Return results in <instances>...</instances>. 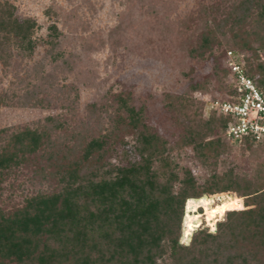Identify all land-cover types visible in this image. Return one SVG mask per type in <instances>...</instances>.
Returning a JSON list of instances; mask_svg holds the SVG:
<instances>
[{
	"label": "rangeland",
	"instance_id": "obj_1",
	"mask_svg": "<svg viewBox=\"0 0 264 264\" xmlns=\"http://www.w3.org/2000/svg\"><path fill=\"white\" fill-rule=\"evenodd\" d=\"M240 1L0 0V8L8 3L17 18L34 23L31 45L0 33V150L23 129L36 131L42 143L0 174V209L9 211L54 191L58 172L81 161L92 139L106 143L90 162H81L84 172L97 159L103 170L138 160L124 102L165 143V155L180 177L188 169L198 185L210 183L213 175L238 178L239 192L202 195L210 200L207 208L219 197L234 198L217 205L188 235L186 201L180 244L189 245L199 230L216 233L231 203L239 200L234 211L248 208L240 194L245 187L264 186V141L230 143L219 129L204 128L213 114L209 100H224L231 91L226 52L234 51L246 68L264 62L260 6L243 20L236 10ZM189 135L197 143L202 136L204 141L220 138L223 147L200 154L185 144Z\"/></svg>",
	"mask_w": 264,
	"mask_h": 264
},
{
	"label": "trees",
	"instance_id": "obj_2",
	"mask_svg": "<svg viewBox=\"0 0 264 264\" xmlns=\"http://www.w3.org/2000/svg\"><path fill=\"white\" fill-rule=\"evenodd\" d=\"M261 1L241 0L236 7L239 18L244 20L260 6L264 20ZM7 4L0 8V33L31 45L34 23L17 18ZM245 72L264 89V62L245 67ZM225 74L230 79L227 70ZM122 104L128 112L126 127L136 134L138 160L103 170L97 159L95 167L84 172L81 162H90L106 143L103 138L89 141L82 160L58 172L54 191L30 197L15 209H0V264H264V186L245 187L240 196L246 197L248 208L234 211L239 200L230 205L216 233L199 230L189 245L180 244L186 201L239 192L238 178L213 175L210 183L198 185L188 169L180 177L178 166L165 155V143L142 123L140 112ZM205 124L206 131L217 128L225 137L224 117L213 113ZM200 140L189 135L185 144L200 154L218 153L223 147L220 138ZM41 144L36 131L13 132L0 150V174L20 165Z\"/></svg>",
	"mask_w": 264,
	"mask_h": 264
},
{
	"label": "built area",
	"instance_id": "obj_3",
	"mask_svg": "<svg viewBox=\"0 0 264 264\" xmlns=\"http://www.w3.org/2000/svg\"><path fill=\"white\" fill-rule=\"evenodd\" d=\"M234 51H227L224 67L230 75L232 93L224 100H209V110L227 120L225 138L230 143L264 141V89L246 75Z\"/></svg>",
	"mask_w": 264,
	"mask_h": 264
},
{
	"label": "bare ground",
	"instance_id": "obj_4",
	"mask_svg": "<svg viewBox=\"0 0 264 264\" xmlns=\"http://www.w3.org/2000/svg\"><path fill=\"white\" fill-rule=\"evenodd\" d=\"M234 197L231 196H225V197H219L218 199V204L217 205H223L224 201L226 199H233ZM210 200L209 198L206 197H201L198 199H189L187 201V215L185 218V227H184V235H188L189 231L193 226H199L200 225V220H206L205 217L213 211V209L216 207L212 206L211 208H207V205L209 204ZM234 203V202H233ZM231 203V205L233 204ZM199 207H204L205 212L203 214H196V209ZM189 211H191L193 214L190 215L188 214ZM206 223V222H204Z\"/></svg>",
	"mask_w": 264,
	"mask_h": 264
},
{
	"label": "water",
	"instance_id": "obj_5",
	"mask_svg": "<svg viewBox=\"0 0 264 264\" xmlns=\"http://www.w3.org/2000/svg\"><path fill=\"white\" fill-rule=\"evenodd\" d=\"M202 197H206V196H202Z\"/></svg>",
	"mask_w": 264,
	"mask_h": 264
}]
</instances>
